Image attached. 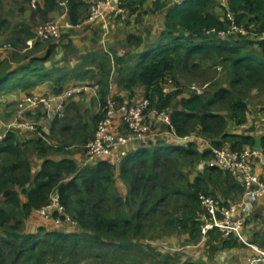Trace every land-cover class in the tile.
I'll list each match as a JSON object with an SVG mask.
<instances>
[{
	"label": "trees",
	"instance_id": "16d2710c",
	"mask_svg": "<svg viewBox=\"0 0 264 264\" xmlns=\"http://www.w3.org/2000/svg\"><path fill=\"white\" fill-rule=\"evenodd\" d=\"M51 1L45 0V3L53 8L56 5ZM226 2L236 25L259 35L264 31V0ZM214 3L215 0H182L170 6L156 47L127 67L119 80V85L128 89L142 83L149 108L166 110L174 96L180 94L178 89L173 94L162 92L160 83L166 77L175 79L176 71L197 67L195 61L202 58L215 59L219 65L228 64L227 83L204 89L202 94L193 92L186 98L181 97L176 107L168 111L174 136H203L210 148L199 153L194 142H188L185 148L165 140L142 143L136 150L127 152L120 163V178L127 186L126 196L121 198L115 188L114 164L105 160L79 167L73 159H45L32 177L27 151L9 133L0 145V160L11 159L0 165V264H49L59 257L81 263L86 258L96 261L112 256L123 262L135 250L159 253L150 242L141 243L159 227L185 236L190 244L201 240L202 209L198 194H224L232 183L239 187V181L229 171L209 165L213 159L211 147L219 149L228 144L231 149L240 150L245 146L254 148L256 143L264 147V136L229 133L228 120L222 112L226 106L233 118L231 121L241 125L247 104L242 98H236L235 93L242 90L264 95V39L206 34L211 29L223 31L229 25L223 6L220 5L225 18L221 19L214 12ZM84 6L87 8L85 0L70 1L68 16L73 25L77 24L78 12ZM158 8L160 5L156 3L155 9ZM23 26L20 33L24 40H33L35 31L29 25ZM53 49L54 45L48 43L44 57H30L28 65L18 69H13L7 60H0V92L13 79L20 80L24 71L28 75L44 72L43 63L49 60ZM105 62L102 58L97 63L103 76L99 83L101 108L108 95L110 73ZM101 117L102 112L97 115L95 126ZM45 137L37 138L29 153H33V148L40 154L61 150L49 146ZM200 164L203 170L193 175ZM53 190L58 192L60 204L78 230L64 233L39 227L35 234L26 231V219L48 203ZM20 192L25 194L24 203L20 202ZM56 217L57 213L49 216L54 221ZM253 242L256 243L252 240L249 244ZM205 246L207 252L213 253L245 245L234 236L221 240L218 231L213 230L208 233ZM168 259L164 256L162 262L165 264Z\"/></svg>",
	"mask_w": 264,
	"mask_h": 264
},
{
	"label": "crops",
	"instance_id": "0c3cea01",
	"mask_svg": "<svg viewBox=\"0 0 264 264\" xmlns=\"http://www.w3.org/2000/svg\"><path fill=\"white\" fill-rule=\"evenodd\" d=\"M180 1L182 0H120V4L114 5V8H126L129 11L126 19L114 17L109 9H102V15L93 23L86 21L87 8L84 6L80 8L78 22L74 25L70 22L68 13L67 15H61L57 6L50 8L49 5H46L45 0H37L35 5L32 4V10L34 11L24 9L25 24L29 25L33 31L37 29L32 24V19L36 16L46 21H57L58 38L50 42L54 45V49L49 60L43 63L44 72L28 75V72L24 71L19 76L20 83L13 79L8 84L7 89L0 92V134L6 133L8 135L13 133L22 148L31 152V144L39 136L21 129L9 131L8 128L9 123L16 117L15 113L19 102L28 95L54 97L60 95L65 89L79 88L73 97L65 101L64 117L62 119L40 121V131L42 135L46 136L43 138L46 143L53 149L63 145L65 146L63 147L64 150L40 154L36 153L33 148V153L30 155L31 170L34 168V157L35 159H52L55 161L68 158L73 159L75 162L77 158L82 159L83 165L85 164L83 147L93 135L95 119L101 112L99 83L103 81V76L97 63L102 58L106 61V68L110 69L106 99L110 98L116 104H138L145 98V87L140 82L131 86L130 89L121 87L119 85L121 74L126 72L127 67L133 66L134 63L145 57L152 48L156 47L158 38L164 30L167 9ZM31 3H33V0H31ZM156 3L160 5L157 10L155 9ZM219 7L221 6L215 2L214 12L220 17L222 10L218 9ZM108 17L111 18V23L109 26H105L104 21ZM32 45H27L28 48L26 50L29 53L22 60L11 63L13 69L28 65L30 57L41 58L42 56L40 55L46 54L47 43L40 44L41 46L38 43H34V48ZM0 60H6V58L0 55ZM78 73H83L84 75L81 76ZM59 79L61 80L59 81ZM173 84L174 82L166 77V80L160 83L162 92L167 91L165 94L174 92V90L170 91L169 89L174 88ZM96 87H98V90ZM177 89L179 88L177 87L175 91ZM188 96L180 94V98ZM180 98L177 100L173 98L166 110L171 111L175 108ZM42 111V108H26L21 119L37 121L42 116ZM121 118V113H118L113 121L111 130L114 134L124 131L125 127ZM232 122L228 120L229 133L247 134L251 132L248 129L250 127H254V131L258 130L261 132V129H264V110L259 115H256L251 113L247 105L243 124L237 126ZM198 138L205 141L210 148L209 141L203 136L196 134L189 136L184 141H187V145L188 142L196 141ZM148 140H165L176 147H180L179 142L183 141V139H176L169 131L161 128L158 123L152 125L151 134L145 142ZM3 141L0 142V145ZM131 145H135V147ZM140 145L141 143L128 144L123 150L132 152ZM247 147L245 146L244 148ZM251 149L257 152V156L253 158L251 163L252 171L255 174H264V147L256 143V146ZM67 150H70V152H65ZM76 164L78 165L77 162ZM209 165H211V162ZM203 167V164L198 165L196 173L193 175L196 176L197 172L203 170ZM119 170L120 164H115V188L119 196L124 198L127 186L120 178ZM35 174L32 172V177ZM239 189L240 192L235 198H232L235 193H233L232 187L228 186V190H225V196H228L226 201L231 202L239 199L242 194L240 183ZM221 195L217 194L219 197ZM19 199L21 203H24L26 200L25 194L20 192ZM51 219L42 217L37 211H33L26 219L24 228L30 232L37 225H39L38 228L44 227L47 231L69 233L78 230L75 224L63 222L58 225L54 219ZM262 221H264V196L254 203L250 219L234 236L238 242L243 243L245 246L219 249L213 253H206L205 243L199 241L197 244H190L186 242V238L183 235L169 234L160 240L163 246L162 252H181L184 260H186L184 264H246L247 259L254 254L250 252H255V246L257 245L254 242L250 245L249 242L254 240V234L261 233V230L264 231Z\"/></svg>",
	"mask_w": 264,
	"mask_h": 264
},
{
	"label": "built area",
	"instance_id": "2783aa9c",
	"mask_svg": "<svg viewBox=\"0 0 264 264\" xmlns=\"http://www.w3.org/2000/svg\"><path fill=\"white\" fill-rule=\"evenodd\" d=\"M36 1L33 0L32 4L35 5ZM52 1L60 10L61 15H67L68 5L71 0ZM85 1L87 4L86 21L88 23L95 22L102 15V9H109L114 17L126 19L129 15V11L126 8H114V5L120 4V0ZM222 6L226 12V19L229 21L228 27L223 31L211 29L206 31V34H212L222 38L253 36L256 39H264V31L259 35L251 33L243 25L235 24L232 14L228 11L226 0H222ZM110 23L111 18L108 17L104 21V25L109 26ZM57 28V21H45L36 29L34 39L26 42L27 45L31 46L34 41L56 40L58 38ZM10 48V43L0 41V54L10 50ZM96 88L98 90V87ZM194 92L202 94L203 91L195 89ZM75 94L76 91L68 88L60 95L54 97H36L30 95L23 97L16 109V117L9 123V131L21 129L42 137L40 121L62 119L64 117L65 101ZM149 104V100L146 97L138 104H116L114 100L107 98L105 105L100 110L102 117L95 126L93 137L83 147L84 157L87 158L85 162L94 164L105 160L114 165L120 164L127 156V152L123 148L128 144L144 143L151 134L152 125L156 123L161 128L164 127V129L174 136L168 111L165 109H150ZM26 108H42V116L37 121L22 120L21 117L25 113ZM118 113L122 115L121 119L125 128L123 132L114 134L111 127ZM5 136L6 133L0 134V142L3 141ZM174 137L180 140L188 138ZM211 149L213 152L211 164L222 170L229 171L239 181L242 194L239 199L231 202H224L217 196H209L203 193L198 194V200L202 209L199 215V221L201 222V241H206L208 239V233L213 230L218 231L221 240L235 236L250 219L254 203L260 197L264 196V174H255L251 166L253 158L257 156L256 151L249 147L233 150L228 144L219 149L212 147ZM38 213L45 218H49L52 213H57V217L55 218L56 223L61 224L65 220V222L73 224L67 216L64 207L60 204L59 194L56 190L50 193L48 203L38 210ZM253 253L247 259L246 264H264V251L256 250Z\"/></svg>",
	"mask_w": 264,
	"mask_h": 264
},
{
	"label": "rangeland",
	"instance_id": "374dc122",
	"mask_svg": "<svg viewBox=\"0 0 264 264\" xmlns=\"http://www.w3.org/2000/svg\"><path fill=\"white\" fill-rule=\"evenodd\" d=\"M216 4L222 5V0H215ZM24 9H27L28 11H34L32 10V3L31 0H0V41L3 43H10L11 48L8 51H4L1 56H4L6 60L8 61V64H11L14 61L22 60L28 53L26 49L27 41L24 40V36L20 33V30L24 27L23 24H25V17L23 15ZM218 9L222 10V13L220 11V18L224 19L223 9L219 7ZM33 14V13H32ZM31 14V15H32ZM46 20H43L41 17L36 16L32 19V24L35 27H40ZM54 40V39H53ZM53 40L48 41H34L35 43H38V45H43V43H50ZM34 42L32 47L34 48ZM40 45V46H41ZM44 57L45 55H40ZM195 63H197V67H190L187 69H180L175 72V79L172 77H168L169 79L174 82V84L179 88L178 93L184 94V95H191L195 89H199L203 91L204 89H214L218 87L219 85H223L224 83L228 82V64H216L215 59H201L196 60ZM89 75V74H88ZM20 80H16V82H19ZM181 83V84H180ZM174 88H169L170 91L176 89L175 85ZM32 87V86H31ZM195 88V89H194ZM74 91H78L79 88H74ZM173 91L170 92V94L174 93ZM167 93V91L164 92V94ZM179 95L174 96V100L180 98ZM236 98H242L245 100V103L248 105V108H250L251 113L259 115L264 110V95L263 94H249L245 93L242 90L237 91L235 93ZM165 109V108H164ZM223 109V115L226 117L227 120H233L230 112L226 109V106L222 107ZM233 124H236L235 122H232ZM238 126V124H237ZM264 127V126H263ZM254 128V127H253ZM252 127L248 128L251 130L250 133H247L251 136H264V129H261V132L258 130H253ZM164 129V127H163ZM187 141H180L179 145L181 148H184ZM196 144V147L199 151V153H202L204 150H207L209 148L208 144L203 141L201 138H198L196 141H193ZM134 146L135 145H131ZM130 146V147H131ZM65 146L61 145L59 148L61 150H64ZM65 152H70V150H67ZM28 156L30 157L31 153L27 151ZM34 168L32 170L33 174L39 171V168L43 162L41 159H35L34 157ZM11 161V159H1L0 165L7 163ZM84 161H87V158L84 157ZM76 162L78 163L79 167H82L83 161L82 159H77ZM85 164H88L85 162ZM232 189L234 196L232 198L236 197V195L240 192L239 187L232 183ZM220 193V192H219ZM221 194V193H220ZM217 196V195H216ZM219 197V196H217ZM221 200L223 198L228 199V196H225V193L219 197ZM224 200V199H223ZM52 220V219H51ZM70 223V222H68ZM264 225V221H262ZM59 225V224H58ZM38 226L35 227L33 231H28L32 234L37 233ZM71 228V227H70ZM264 228V226H263ZM258 232L254 234L255 236L254 240L256 241L255 246L257 251H264V231ZM172 233L171 229H166L164 227H159L156 232L151 233L146 238L141 240V243L148 244V242L151 243L153 247H155L160 254V256H157L156 253H138L137 250H135V253H131L128 260H125L123 262H120L116 256H112L111 258H108L107 260L104 259H97L96 261L91 258H86L81 263H76L75 259L71 258H62L59 257L56 262H50L49 264H164L162 262V258L164 256H168L169 259L167 263L165 264H184L186 260H184V256L181 252H173L170 253H164L163 246L160 240L162 238L168 236ZM201 241V240H200ZM208 241H201L202 243H205ZM183 246V245H182ZM206 253L207 252L206 249ZM212 253V252H211ZM253 253V252H250ZM189 261V259H188ZM7 264V263H6ZM186 264V263H185ZM191 264V263H189Z\"/></svg>",
	"mask_w": 264,
	"mask_h": 264
}]
</instances>
